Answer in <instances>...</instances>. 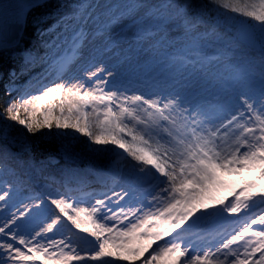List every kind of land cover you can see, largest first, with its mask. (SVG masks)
<instances>
[{
    "label": "snow or ice",
    "instance_id": "obj_1",
    "mask_svg": "<svg viewBox=\"0 0 264 264\" xmlns=\"http://www.w3.org/2000/svg\"><path fill=\"white\" fill-rule=\"evenodd\" d=\"M0 95V264H264V0H0Z\"/></svg>",
    "mask_w": 264,
    "mask_h": 264
},
{
    "label": "rangeland",
    "instance_id": "obj_2",
    "mask_svg": "<svg viewBox=\"0 0 264 264\" xmlns=\"http://www.w3.org/2000/svg\"><path fill=\"white\" fill-rule=\"evenodd\" d=\"M221 70H224V69H221ZM256 177H257V174L256 172L253 171V172H243L241 174H232L228 177V179H230L231 181L237 182V183H242L249 179H256Z\"/></svg>",
    "mask_w": 264,
    "mask_h": 264
},
{
    "label": "trees",
    "instance_id": "obj_3",
    "mask_svg": "<svg viewBox=\"0 0 264 264\" xmlns=\"http://www.w3.org/2000/svg\"><path fill=\"white\" fill-rule=\"evenodd\" d=\"M4 99H5V97L3 95H0V105L3 104ZM37 151H38V154H40V155L45 154V152L43 151V145H42L41 149H38Z\"/></svg>",
    "mask_w": 264,
    "mask_h": 264
}]
</instances>
